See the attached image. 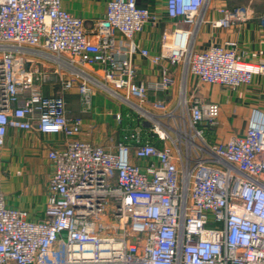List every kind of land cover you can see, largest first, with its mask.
<instances>
[{"label":"built area","instance_id":"built-area-1","mask_svg":"<svg viewBox=\"0 0 264 264\" xmlns=\"http://www.w3.org/2000/svg\"><path fill=\"white\" fill-rule=\"evenodd\" d=\"M209 1L164 0L165 15L198 27ZM215 11L213 28L251 15ZM158 20L137 0H106L87 29L61 0H0V149L9 128L63 139L46 151L42 216L9 205L0 189V264H264V111L253 108L242 132L217 140V102L182 89L173 109L149 98L174 84L171 65L233 89L264 74V61L245 59L231 39L195 50L192 30L178 26L150 52L134 36ZM134 52L159 66L158 80L138 78ZM98 90L127 106L112 114L119 126L105 144L76 138L81 118L65 98L76 92L89 115ZM5 176L0 159V185Z\"/></svg>","mask_w":264,"mask_h":264},{"label":"crops","instance_id":"crops-1","mask_svg":"<svg viewBox=\"0 0 264 264\" xmlns=\"http://www.w3.org/2000/svg\"><path fill=\"white\" fill-rule=\"evenodd\" d=\"M61 2L65 10L84 20V25L87 29L104 16L106 9V0H61ZM137 3L149 7L159 17V20L155 24L147 23L143 30L134 36L135 41H137L141 47L147 48L150 52L157 53L159 51L161 34L164 29L172 30L174 26H178L181 28L189 27L192 30L191 40L195 50H202L210 44H220L225 40L231 39L238 43V51L245 59L264 61V0H210L203 14V21L198 27L185 26L167 18L165 15L164 0H137ZM222 5L227 7H247L251 15L247 20L229 28H213L209 24V19L218 17V13L215 9ZM132 60L138 68L139 79L150 82L159 79V66H153L147 58L141 56L138 52L132 54ZM170 69L174 75V84L166 92L149 91V98L150 100H163L168 108L173 109L177 104L183 85L185 86L186 96H197L196 90L197 87H199V82L190 74H187V77L184 78L183 66L181 64L171 65ZM222 87L224 88L222 89L224 92V99L223 102H221V100L218 101L222 123H220L219 117V124L214 133V138L217 140H224L231 135L242 132L248 124L249 116L253 108L264 111V74L256 75L248 85H241L233 89L226 86ZM45 91L47 93L52 92L51 90ZM65 98L67 101L68 115L74 118H81V128L76 134V138L87 140L94 144H105L109 135L116 133L117 128L108 132L104 126L97 124L93 113L89 115H82L80 113V103L76 92L72 91L65 94ZM70 99H72L73 102L72 109H70L68 105ZM90 123L96 124L93 129L89 128ZM20 135H24L26 141L23 142L20 139ZM53 139H58L59 142L63 140L60 135L41 134L36 130L26 132L9 128L5 143L0 149V159L8 162L5 168L6 170L4 169V171L8 173L10 171L11 179H13V181L16 179L17 181L14 185L13 183L6 182L7 176L3 178L0 189L3 191L4 195L7 194V196L5 195L6 202L9 205L17 203L19 207L26 209L32 218H39L42 216L47 196V181L52 172V164L49 161L51 164L50 173L46 172L45 174V172H42L41 181L37 184L34 175L33 178L29 177L25 182L20 181L19 175L15 173V170L21 166L24 160L28 163L38 162L39 160L36 158L23 159L18 155L17 151L12 154L10 152L8 153L5 146L18 149L25 145L26 148H28V146H34V143L37 145L40 142H49ZM47 144V146L42 144L45 148L43 150V152H45L44 157H46L47 149L58 145V143H52L51 141ZM132 161L137 164H142L141 160L136 158H133ZM18 189L22 191L20 195L23 196L24 200L16 202L14 198L8 194Z\"/></svg>","mask_w":264,"mask_h":264},{"label":"rangeland","instance_id":"rangeland-1","mask_svg":"<svg viewBox=\"0 0 264 264\" xmlns=\"http://www.w3.org/2000/svg\"><path fill=\"white\" fill-rule=\"evenodd\" d=\"M172 21L184 25V23L180 19H174ZM198 86L199 87H197L196 94H197V97L199 99H202L204 101H214L217 103L220 100H221V102H223V99H224L223 93L224 92L222 89H224V88L222 86H220V85L219 86L208 85V84L202 83V82H199ZM54 88L52 89L51 87H48L46 90H48V91L51 90L52 92L53 91L58 92V90H59L58 87L55 86ZM68 105H69V108L72 109V106H73L72 99L69 100ZM92 106H93L92 113L94 114L95 120L97 121L96 123L104 126L108 132L113 131L114 129L118 128V126H119L116 123V121L114 120L112 114L115 111L116 112H119V111L123 112L124 110H127L126 105L119 104L112 96L104 93L103 91H99V90L97 91V93L93 97ZM131 112L133 114L135 113L134 110H131ZM142 119H143V117H142ZM124 121H126V119ZM149 122L150 121H148V122L146 121V124L147 125L150 124ZM125 123L126 122H124L123 124H125ZM220 123H222L221 116H220ZM20 139L23 142L26 141V137L24 135H20ZM50 141L52 143H56V144L59 143L58 139H53ZM49 142L44 141V142L38 143L37 145L34 143V146H30V147L28 146V148H26V146L23 145L22 148H18V149H12L9 146H5V149L7 150L8 153L10 152L12 154V153L17 151L18 155L21 156L23 159L24 158H29V159L36 158L37 160H39L38 162H34V163H32V162L28 163L27 161L24 160V162L21 164V166H19V168L16 169V170H20V171L22 169V171H21L22 174L19 175L20 181L25 182L26 179H28L29 177L33 178V175H34L35 181L37 184L39 181H41V178H42L41 173L42 172L43 173L45 172V174H46V172L50 173L51 164L47 160V158L44 157L45 152H43V150L45 148L42 145V144H44V146H47L48 145L47 143H49ZM7 164H8V162L6 160H2V165H3L4 169L6 168ZM6 176H7L6 182L13 183L14 185L17 183L16 179L14 181H13V179H11L10 171H9V173L6 172ZM20 191L21 190L18 189V190H15L14 192H12L8 195H11L16 202L23 201L24 198L22 195H20V193H22V191L21 192ZM5 195L7 196V194H5ZM12 206L19 207L17 205V203L13 204Z\"/></svg>","mask_w":264,"mask_h":264},{"label":"bare ground","instance_id":"bare-ground-1","mask_svg":"<svg viewBox=\"0 0 264 264\" xmlns=\"http://www.w3.org/2000/svg\"><path fill=\"white\" fill-rule=\"evenodd\" d=\"M185 39H186V36H183V38L179 37L180 42H184ZM182 92H185V86L184 85L182 87Z\"/></svg>","mask_w":264,"mask_h":264}]
</instances>
